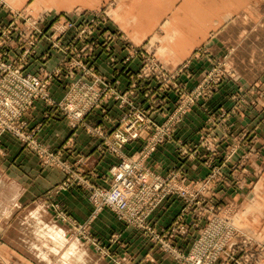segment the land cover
Listing matches in <instances>:
<instances>
[{
	"label": "rangeland",
	"instance_id": "374dc122",
	"mask_svg": "<svg viewBox=\"0 0 264 264\" xmlns=\"http://www.w3.org/2000/svg\"><path fill=\"white\" fill-rule=\"evenodd\" d=\"M37 1L36 7L24 2L15 9L0 0V9L7 10L11 19L4 26L16 22L27 27L30 23L24 17H39L40 7L56 13H89V19L77 26V33L89 32L82 36V52H69L67 61L73 62L52 79L64 72L72 79L66 100H51L57 105L53 109L63 111L61 107L69 102L82 104L89 112L102 111L114 100L121 115L112 131L118 127L133 136L136 130L157 124L164 134L161 143L146 154L149 136L143 133L138 138L144 139L143 147L123 157L112 170L116 172L123 161L135 159L137 169L131 167L126 172L136 182L130 199L155 205L150 216L165 199L178 197L183 204L180 213L160 228L148 222L149 216L148 223L136 227L117 217L142 233L154 250L173 264H264V0ZM63 18L57 27L72 28ZM102 27L104 35L94 37ZM100 40L110 67L117 61L125 68L115 74L117 77L119 72L128 80L125 89H118L117 78L108 80L96 74L95 67L85 66L89 61L95 65L93 50ZM117 43L123 48L117 52L121 61L115 57ZM219 89L227 98L204 113L196 140L182 137L188 132H176L186 115ZM66 113L71 125H80ZM128 118L133 127L122 123ZM143 118L148 125L143 126ZM4 134L13 136L6 132L1 137ZM163 143L169 145L161 151L171 157H151ZM24 148L38 157L37 152ZM105 148L112 151L113 140ZM52 154L60 163L54 167L78 176ZM40 162L52 166L48 156ZM141 171L147 174V180L138 179L142 183L137 182ZM84 182L88 201L89 188H108ZM153 189H158L157 195ZM180 191L186 195L180 196ZM30 210L14 211L0 204V264H137L123 243L109 241L111 248L107 237L100 240L94 236L88 221L74 224L62 211L54 212L53 221L48 212L40 216Z\"/></svg>",
	"mask_w": 264,
	"mask_h": 264
},
{
	"label": "crops",
	"instance_id": "0c3cea01",
	"mask_svg": "<svg viewBox=\"0 0 264 264\" xmlns=\"http://www.w3.org/2000/svg\"><path fill=\"white\" fill-rule=\"evenodd\" d=\"M24 2L33 7L39 5L37 0H6L5 6L17 9ZM46 9L40 7L39 26L42 24L39 29L40 36L34 53L29 56L24 67L26 74L40 75L54 69L61 60H70L69 52L71 51L66 50L71 45H75L76 51L82 52V43L72 44V39L77 35V26L89 19L87 18L89 13L78 10L68 12L69 14L56 13ZM4 10V8L0 9V25H6L11 20L7 10ZM63 17L71 23L72 28L57 27L59 21L64 19ZM104 31L103 27L97 29L94 37L103 36ZM55 43L61 44L62 48L53 47ZM102 43L103 41L100 40L99 45L93 50L95 65H90L92 61H89L85 66L95 67L96 74H103L108 80L117 78L118 89H125L128 80L119 72L117 77L115 76L116 71L125 68L121 67L120 63L118 65L116 60V65L110 67ZM121 49L123 48L119 43L114 47L116 53ZM19 53L20 49L14 48L9 52L7 60H13ZM115 57L118 61L122 60L118 53ZM128 68L132 71V66ZM70 78L68 73L64 72L60 78L51 82L48 88L50 100L56 103L66 100L69 95L68 83L72 80ZM224 94L219 89L210 99L202 101L200 108L198 106L193 108L184 121L176 127V132L183 135L184 132H188V135L181 136L185 139H188L186 136H190V139L196 140L195 133L205 118L204 113L219 107L227 98ZM102 108V111L87 110L80 125L73 126L69 123L64 111L55 110L43 101H36L34 107L23 116L27 133L33 134V137L49 152L56 153L60 162L69 165L71 171H77L78 176L70 178L69 174L58 167L41 165L39 157L27 151L18 139L4 134L0 139V204L14 211L28 207L38 211L40 216L47 215L48 212L52 220L55 211L66 212L70 216L68 219L74 224L88 221V228L94 236L100 240L108 238H106L108 247L112 248L109 241L123 243L127 248L126 252L137 264H173L163 253L154 250L142 233L126 226L109 209L104 208L93 215V207L88 201V191L84 180L92 186L109 187L114 166L118 165L123 157L132 155L136 149L139 150L145 144L144 139H137L123 145L118 153L107 151L105 146L112 142L111 132L121 112L114 100H110ZM160 121L157 120V122ZM100 125L105 129L96 128ZM92 129L102 130L103 135L92 133ZM168 145L167 143L159 145L151 157L157 154L159 157L163 155L162 157L170 158V155L161 151ZM80 179L82 180L79 181ZM182 207V201L178 197L171 196L151 213L148 222L157 228L167 226L175 220ZM60 225L67 224L60 222Z\"/></svg>",
	"mask_w": 264,
	"mask_h": 264
},
{
	"label": "built area",
	"instance_id": "2783aa9c",
	"mask_svg": "<svg viewBox=\"0 0 264 264\" xmlns=\"http://www.w3.org/2000/svg\"><path fill=\"white\" fill-rule=\"evenodd\" d=\"M24 18L30 23L25 28L19 27L16 22L14 26L0 25V137L3 133L7 132L19 139L26 148L37 152L40 159L44 156H48L51 165L54 164L59 166L60 163L56 162V157L39 143L33 137V134H29L24 130L26 124L22 121V117L36 100H41L50 107L57 108V105L49 98V84L54 77H57L60 69L65 68V64L69 66L73 61L61 60L58 65L61 67L56 66L52 71L40 75L24 73V67L29 56L34 53L37 39L40 36L39 17L31 18L27 16ZM86 32L84 33V31H81L77 33L74 42L82 43V36L86 34ZM16 47L20 49L19 55L13 60H7L9 52ZM53 47H59L58 43L53 44ZM66 51L74 52L73 46L71 45L68 47ZM79 67H82L80 63ZM79 99L82 98L79 97ZM69 100L70 98L68 101ZM58 107H60V105H58ZM61 108L64 112H67L66 114L70 115L74 121L79 123H81L84 117V112L88 110L84 109L82 104L73 106L69 102H67L65 107ZM122 123L128 127L134 126L130 118L124 120ZM148 124L149 123L144 122L143 118V126ZM98 132L103 134L102 130ZM145 132L149 136L146 144L148 145L146 154H148L149 151L153 150L157 142L158 144L161 143L164 137L162 129L157 124H151L150 127H145L143 130L141 129V131L136 130L133 136L126 135L125 131L119 130L117 127L112 131V151L116 149L119 150L129 139L135 140L140 138ZM134 161L135 159L133 158L130 161H123L120 165L121 167L118 168L119 170L116 172L112 171V179L107 189L89 188V201L94 206V215L99 213L102 209L108 208L126 224L136 227L138 224L144 225L148 223V213L155 205L148 204L147 201L138 200L135 202L130 199L131 196L134 195L133 188L136 182L131 176L128 177L126 172L131 167L132 169H137L139 163H133ZM44 166H47V163H44ZM70 178H73V176H70ZM139 178L147 180V174L141 171V174L138 175L137 182H141L138 180ZM79 181H81V179ZM156 192H158V189H153L154 195H157ZM178 194L182 197L186 195L181 191ZM144 230L146 231V229Z\"/></svg>",
	"mask_w": 264,
	"mask_h": 264
},
{
	"label": "bare ground",
	"instance_id": "6f19581e",
	"mask_svg": "<svg viewBox=\"0 0 264 264\" xmlns=\"http://www.w3.org/2000/svg\"><path fill=\"white\" fill-rule=\"evenodd\" d=\"M68 173V170L66 171ZM92 204V203H91Z\"/></svg>",
	"mask_w": 264,
	"mask_h": 264
}]
</instances>
